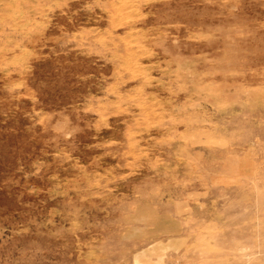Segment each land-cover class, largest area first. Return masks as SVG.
<instances>
[{
	"label": "rangeland",
	"instance_id": "374dc122",
	"mask_svg": "<svg viewBox=\"0 0 264 264\" xmlns=\"http://www.w3.org/2000/svg\"><path fill=\"white\" fill-rule=\"evenodd\" d=\"M0 264H264V0H0Z\"/></svg>",
	"mask_w": 264,
	"mask_h": 264
}]
</instances>
